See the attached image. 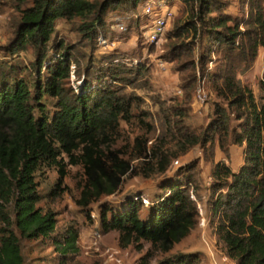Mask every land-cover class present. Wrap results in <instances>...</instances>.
<instances>
[{"label":"trees","instance_id":"16d2710c","mask_svg":"<svg viewBox=\"0 0 264 264\" xmlns=\"http://www.w3.org/2000/svg\"><path fill=\"white\" fill-rule=\"evenodd\" d=\"M19 1L23 4L29 0ZM141 1L32 0L33 4L22 10L8 51L15 53L33 45L37 80L35 94L22 77L0 84V264L25 263L17 229L24 237H52L60 255L58 264H67L70 254L79 251L78 230L70 227L63 234L52 235L58 223L56 214L37 204L42 196L36 172L44 163L57 164L62 178L66 174L65 162L59 158L62 152L69 155L71 163L84 165L86 181L79 200L84 206L104 194L115 193L128 171L146 177L161 174V190L146 205L150 211L141 214L144 202L138 193L126 198L123 208L113 212L110 219L103 212L101 220L106 230L118 229L123 240H147L163 250L172 249L197 224L199 209L190 190L196 161L181 163L174 170L169 169L170 164L197 144L212 147L215 142L226 152L233 144L245 145L244 162L238 170L225 160L213 164L210 190L216 234L235 264H264V96L258 100L238 77L239 72L252 66L259 47L264 46V0H248L249 14L244 18L233 16L224 0H179L186 6L188 18L173 35L185 34L190 39L174 42L168 57L177 61L184 101L186 105L192 102L197 87L193 53L199 37L205 34L201 75L227 104L215 102L211 120L200 131L183 120L189 106H175L179 118H167L174 130L176 149L171 144H154L149 158L151 169L143 167L138 172L132 160L120 157L117 151L107 155L102 142L109 140L121 117L131 113L133 104H141L143 98L129 94L126 87L135 83L143 67L120 64L112 55L108 66H99L92 78L85 76L74 89L67 82L75 71V60L63 50L50 52L48 44L60 18H81V31L95 39L105 26L108 12L134 9ZM213 53L221 59L218 67L205 68ZM261 86L264 90V74ZM46 94L56 98L52 115L40 102ZM77 149L82 153L75 154ZM145 154L139 152L135 158ZM11 202L14 215L8 207ZM198 259L196 253H182L162 264H199Z\"/></svg>","mask_w":264,"mask_h":264},{"label":"rangeland","instance_id":"374dc122","mask_svg":"<svg viewBox=\"0 0 264 264\" xmlns=\"http://www.w3.org/2000/svg\"><path fill=\"white\" fill-rule=\"evenodd\" d=\"M224 1L230 5L228 11L233 16L248 17V0ZM148 3L156 6L167 4L174 13L165 35L158 42H148L143 35L144 26L153 24L156 18L155 14H143V7ZM32 4V0L23 4H20L19 0H0V84L12 83L15 78L22 77L29 82L35 94L34 83L37 80V73L33 65L36 60L34 46L30 44L15 53L8 51V45L16 34L22 10ZM187 18L186 6L179 0L172 3L168 0H142L134 9L108 12L105 26L95 39H89L83 34L80 29L83 23L81 18L74 20L60 18L56 21L55 32L48 44L50 52L54 49L63 50L69 52L75 60L72 65L75 71L72 70L67 82L74 89L83 83L85 76L92 78L99 66H108L112 55H115L116 61L120 64L134 68L139 65L143 67V73L137 74L135 83L126 87L129 94L143 98L141 104H133L131 113L121 117L119 126L109 140L102 142V148L107 155H110L111 151H117L120 157L132 160L138 172H141L139 168L143 167L151 169L149 158L154 144L166 146L171 144L172 148L176 149L173 141L174 130H171L167 118L168 115L172 119L179 118L173 109L175 106H189L183 120L200 131L211 120L215 102L227 104L223 96L217 95L213 84L207 82V78L201 75L203 68L201 57L207 46L205 34L199 37L193 58L199 76L197 84L200 81L203 83L208 94V102L206 101L204 106L197 103V87L193 91L192 102L186 105L184 101L181 74L176 70L177 61H171L168 56L174 42L180 43L190 39L185 34L178 37L173 35L174 29ZM122 24L127 27L126 31L120 30L119 26ZM220 60L219 54L213 53L205 68L210 66L216 69ZM43 70L46 71L45 68ZM263 74L264 46H260L252 66L238 73L242 84L250 88L258 100L264 96L261 86ZM46 78V73H43L42 79ZM179 89H182V92H179ZM40 102L50 115L57 108L56 98L48 94ZM36 112L37 115L40 114L38 108ZM233 123L237 124L238 120L234 119ZM139 152H143V155L147 152V156L135 158V154ZM81 153V149L75 151L77 155ZM59 158H63L66 165V174L62 178L57 164L44 163L36 172V181L42 196L37 204L45 211L53 210L56 214L58 223L52 235L63 234L70 227L78 230L79 251L70 254L67 264H162L168 258L182 253H196L199 256V264H216V260L220 261L221 255L226 252L224 244L216 234L217 218L212 216L213 198L208 182L213 179L211 172L217 160H225L235 169L240 167L244 162V148L240 145L226 152L221 150L216 142L212 147L197 144L187 153L173 159L169 168L171 170L177 169L181 163L196 161L190 190L204 208L207 225L200 224L202 215L199 211L198 222L191 232L167 251L147 240H123L118 229L106 230L101 220L103 212L110 219L113 212L123 208L126 198L134 194L140 193L149 202L154 200L156 192L161 190L159 186L161 174L153 173L146 177L143 173L128 171L123 175L119 189L115 193L104 194L84 206L79 202L86 181L84 165L71 163L66 152H62ZM176 160H180V164L177 165ZM146 205L148 204L144 203L141 214L150 211ZM8 207L14 215L13 202L9 203ZM17 231L26 258L24 264H58L60 255L52 237L29 238L24 237L20 230Z\"/></svg>","mask_w":264,"mask_h":264},{"label":"built area","instance_id":"2783aa9c","mask_svg":"<svg viewBox=\"0 0 264 264\" xmlns=\"http://www.w3.org/2000/svg\"><path fill=\"white\" fill-rule=\"evenodd\" d=\"M143 14L150 15L155 14L156 18L153 21V24L145 25V30H143V35L146 38V41L148 42H158L163 35H165V32L167 30V27L170 23V21L173 18V11L170 9V7L167 4H162L160 6H156L153 3H148L143 7ZM120 30L126 31L127 27L125 25H120ZM179 92H182V89H179ZM197 103L201 104V106H204L206 104V101L208 102V94L206 93L203 83L201 81L199 84H197ZM208 104V103H207ZM175 163L178 165L180 164V160H176ZM211 184V182H208ZM191 195L194 199L198 201L195 194L191 192ZM142 200L144 203L149 202L148 199L143 198ZM198 207L200 214L202 215L200 224L201 225H207L206 216L204 215V208L201 205V203L198 201ZM233 259L225 252L221 255L220 261L216 260V264H230V262ZM232 264H235V262L232 261Z\"/></svg>","mask_w":264,"mask_h":264},{"label":"crops","instance_id":"0c3cea01","mask_svg":"<svg viewBox=\"0 0 264 264\" xmlns=\"http://www.w3.org/2000/svg\"><path fill=\"white\" fill-rule=\"evenodd\" d=\"M216 144H218V142H216ZM218 146H219V144H218ZM236 146H238V144H233V145H231V148H230V150L232 151L233 149H234V147H236ZM242 148H244L245 147V145H240ZM220 147V146H219ZM221 149V148H220ZM222 150V149H221ZM220 160H222V159H220ZM217 161H219V160H217ZM216 162V161H215ZM243 164V163H242ZM241 164V165H242ZM240 165V166H241ZM233 168V167H232ZM240 168V167H239ZM239 168H233L234 170H238Z\"/></svg>","mask_w":264,"mask_h":264}]
</instances>
